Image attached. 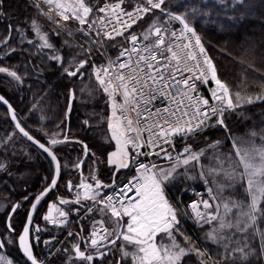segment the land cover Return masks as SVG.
Here are the masks:
<instances>
[{"label":"snow or ice","instance_id":"1","mask_svg":"<svg viewBox=\"0 0 264 264\" xmlns=\"http://www.w3.org/2000/svg\"><path fill=\"white\" fill-rule=\"evenodd\" d=\"M257 18L264 0H0V264H264Z\"/></svg>","mask_w":264,"mask_h":264},{"label":"trees","instance_id":"2","mask_svg":"<svg viewBox=\"0 0 264 264\" xmlns=\"http://www.w3.org/2000/svg\"><path fill=\"white\" fill-rule=\"evenodd\" d=\"M242 31L248 32L249 36L251 37V39L253 41H255V43H257V44L264 43V24H262L258 18L250 21L247 25H245V27H244V29H242ZM209 39H211L215 43L218 38L210 35ZM213 54L215 55L216 53H213ZM221 63L223 65H227L228 67H231V64L228 60H222ZM229 75H231V73H229ZM2 91H3V89H0V92H2ZM57 91H60V90L57 89ZM6 94L11 96L12 102L15 105H19V96H16V98H13L11 93H6ZM29 98H30V94H26V100ZM50 99H51V103L53 105L54 110L57 109L58 108L57 98L55 96H52V97H50ZM62 103H63V100L61 98L60 104H62ZM0 106L4 109V107L2 105H0ZM262 116L264 117V109H262L259 106L252 108L250 110V117L251 118L247 123H249L251 125L254 122L253 119L258 120ZM78 118L79 119L84 118L83 111H82L81 107L79 109H77L76 107L74 108V111H73V114L71 117L72 127L76 128V126L78 124ZM262 120H264V118ZM259 122L255 123V124L258 126V125H260ZM36 167L40 171L42 168L47 167V162L45 161V163H44V161L41 160L36 165Z\"/></svg>","mask_w":264,"mask_h":264},{"label":"rangeland","instance_id":"3","mask_svg":"<svg viewBox=\"0 0 264 264\" xmlns=\"http://www.w3.org/2000/svg\"><path fill=\"white\" fill-rule=\"evenodd\" d=\"M13 96V98H16V95H12ZM85 104L87 105V106H85L84 104H80V103H78L75 107L77 108V109H79L80 107L82 108V111H83V116L85 117V113L86 112H88V111H90V108H91V103L90 102H88V101H85ZM3 112H4V109L0 106V115H2L3 114ZM264 117L262 116L260 119H258V120H256V119H253L254 120V123H257V122H259V123H261V120L263 119ZM73 132H76V128H74L73 127ZM76 134H79L78 132H76ZM76 155V153L75 152H73L72 153V156L74 157ZM41 161V160H40ZM42 161H44V160H42ZM44 163H45V161H44ZM36 169H37V167H36ZM37 171H39L38 169H37ZM0 199H2V197H0ZM3 219H4V217H3V209H2V207H0V230H2V227H3Z\"/></svg>","mask_w":264,"mask_h":264}]
</instances>
